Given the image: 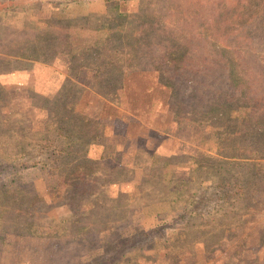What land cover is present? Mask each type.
I'll list each match as a JSON object with an SVG mask.
<instances>
[{
  "label": "rangeland",
  "instance_id": "374dc122",
  "mask_svg": "<svg viewBox=\"0 0 264 264\" xmlns=\"http://www.w3.org/2000/svg\"><path fill=\"white\" fill-rule=\"evenodd\" d=\"M264 264V0H0V264Z\"/></svg>",
  "mask_w": 264,
  "mask_h": 264
},
{
  "label": "trees",
  "instance_id": "16d2710c",
  "mask_svg": "<svg viewBox=\"0 0 264 264\" xmlns=\"http://www.w3.org/2000/svg\"><path fill=\"white\" fill-rule=\"evenodd\" d=\"M109 258H110V255H109V256H107V257H105V260H107V261H106V263H107V264H108V263H109V261H110V260H109ZM103 263H104V262H103ZM103 263L101 262V264H103Z\"/></svg>",
  "mask_w": 264,
  "mask_h": 264
}]
</instances>
